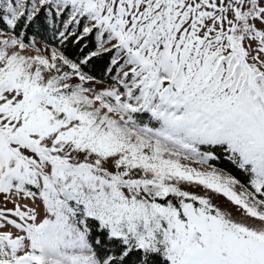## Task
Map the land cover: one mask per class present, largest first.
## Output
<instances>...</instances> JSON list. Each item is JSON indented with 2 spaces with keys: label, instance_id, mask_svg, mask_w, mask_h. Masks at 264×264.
<instances>
[{
  "label": "snow or ice",
  "instance_id": "obj_1",
  "mask_svg": "<svg viewBox=\"0 0 264 264\" xmlns=\"http://www.w3.org/2000/svg\"><path fill=\"white\" fill-rule=\"evenodd\" d=\"M0 264H264V0H0Z\"/></svg>",
  "mask_w": 264,
  "mask_h": 264
},
{
  "label": "rangeland",
  "instance_id": "obj_2",
  "mask_svg": "<svg viewBox=\"0 0 264 264\" xmlns=\"http://www.w3.org/2000/svg\"><path fill=\"white\" fill-rule=\"evenodd\" d=\"M9 207H11V205H9Z\"/></svg>",
  "mask_w": 264,
  "mask_h": 264
}]
</instances>
